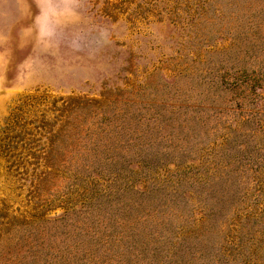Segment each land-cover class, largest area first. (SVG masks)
Returning <instances> with one entry per match:
<instances>
[{
  "label": "rangeland",
  "instance_id": "obj_1",
  "mask_svg": "<svg viewBox=\"0 0 264 264\" xmlns=\"http://www.w3.org/2000/svg\"><path fill=\"white\" fill-rule=\"evenodd\" d=\"M0 264H264V0H0Z\"/></svg>",
  "mask_w": 264,
  "mask_h": 264
}]
</instances>
